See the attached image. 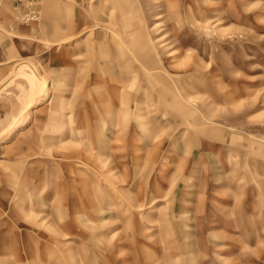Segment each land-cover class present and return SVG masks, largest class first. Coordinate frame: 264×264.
Returning <instances> with one entry per match:
<instances>
[{
  "label": "rangeland",
  "instance_id": "obj_1",
  "mask_svg": "<svg viewBox=\"0 0 264 264\" xmlns=\"http://www.w3.org/2000/svg\"><path fill=\"white\" fill-rule=\"evenodd\" d=\"M0 264H264V0H0Z\"/></svg>",
  "mask_w": 264,
  "mask_h": 264
},
{
  "label": "bare ground",
  "instance_id": "obj_2",
  "mask_svg": "<svg viewBox=\"0 0 264 264\" xmlns=\"http://www.w3.org/2000/svg\"><path fill=\"white\" fill-rule=\"evenodd\" d=\"M174 55H176V53Z\"/></svg>",
  "mask_w": 264,
  "mask_h": 264
}]
</instances>
